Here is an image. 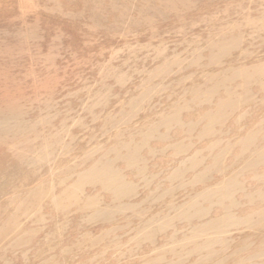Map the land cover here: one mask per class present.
Returning a JSON list of instances; mask_svg holds the SVG:
<instances>
[{
	"label": "rangeland",
	"instance_id": "1",
	"mask_svg": "<svg viewBox=\"0 0 264 264\" xmlns=\"http://www.w3.org/2000/svg\"><path fill=\"white\" fill-rule=\"evenodd\" d=\"M261 65L264 0H0V264L264 263L258 256L264 221L260 229L224 235L231 239L224 253L218 244L203 246L200 255H212L200 263L191 253L200 242L184 223L164 231L146 227L154 215H162L155 228L173 217L168 201L183 202L211 184L147 199L156 185L169 186L164 177L181 160L165 148L183 140L191 154L210 138L160 129L169 141L152 140L140 152L147 161L143 176L157 175L146 188L127 163L108 164L138 185L131 196L116 200L98 183L81 182L87 170L104 168L113 151L127 154L132 144H145L135 129L188 99L186 91L207 75ZM249 90L247 104L224 124L223 138L238 139L264 120V93L257 86ZM199 106L191 104L181 121H197L211 108ZM237 153L224 164L240 166L233 161ZM240 180L249 191L264 189L249 176ZM236 200L241 206L232 213L238 217L264 208L245 205L242 194ZM94 211L105 213L94 219Z\"/></svg>",
	"mask_w": 264,
	"mask_h": 264
},
{
	"label": "bare ground",
	"instance_id": "2",
	"mask_svg": "<svg viewBox=\"0 0 264 264\" xmlns=\"http://www.w3.org/2000/svg\"><path fill=\"white\" fill-rule=\"evenodd\" d=\"M237 82H241L239 86H235ZM252 86H257L264 93V67L262 65L257 67H227L215 74L207 75L202 84L193 86L189 91H186L188 99L183 98L177 103H172L171 108L162 110L157 119L147 120L135 129L139 132V135L141 134L140 136L145 144H132V150L127 154L113 151L115 156L111 161L105 156L107 159V162L104 159L105 167L101 170L96 167L87 170L82 174V184L93 185L98 183L104 192H112L116 200L131 196L137 193L138 185L127 182L121 176V171H114L108 164L127 163L126 169L136 174L137 178L142 179V183L146 188L150 184H155L154 181L157 175L143 176L147 161L141 157L140 152L152 140L169 141L167 134L159 133L160 129L164 128L169 131L173 127H177L186 135H194L193 138L198 141L210 138L211 141L208 144L191 154H188V152L192 149V145L185 143L183 140L170 143L165 148L173 151L172 156L178 159L181 158V160L164 177V183L169 186L164 188L161 184L156 185L147 199L157 197L158 201L159 199L172 198L175 197L176 193L186 192L188 189L202 184H211L199 191L187 194V200L183 202L168 201L164 206L167 211L174 212L173 217H163L164 222L160 223L161 226L156 225L158 228H155L153 224L156 223V218L162 215H154L150 220H147L146 227L164 231L174 227L171 223H184L191 231L192 240L197 239L200 242L191 251L192 254H197L199 257L198 263L207 260V257L212 255V252L209 251L207 255L201 256L200 252L203 246L209 247L218 244L221 246L222 253L226 252L231 239L224 238V235L228 236L233 229L238 228L260 229V222L264 221V208H259L258 211H254V213L245 217H238L232 213L233 209L241 206L239 201L236 200L238 194L244 196L245 205L264 206V189L249 191L240 180L242 176H249L258 184L264 185V120L249 127L246 133L238 139L223 138L225 134L223 131L224 124L232 118L240 107L247 104L250 97L249 89ZM219 93H222L224 98L215 99ZM261 102L264 103V97ZM193 103H196L197 106L200 105L199 107L209 106L211 108L201 113L197 121H181L180 115L189 112L192 108H190V105ZM140 104L141 100H138L137 107L139 106V109L141 108ZM234 122L238 123L237 120ZM148 151L152 156L165 153V150ZM235 151H238V153L233 154V161L240 163V166L225 165L224 160L227 155ZM104 163L102 162V164ZM189 175L190 177H188ZM215 175L221 178H212ZM206 204L208 206H205ZM135 207H138V205H128L126 209L134 210ZM124 208L125 205L120 203L119 211H124ZM215 212H221L222 215L212 218V213ZM103 213L94 211L93 218L97 219ZM209 216H211V219H208L205 223L191 226L194 220L209 218ZM208 233L212 234L208 235ZM151 236H153V233L147 235V238H151ZM258 256L263 257L264 251ZM260 264L264 263L261 262Z\"/></svg>",
	"mask_w": 264,
	"mask_h": 264
}]
</instances>
